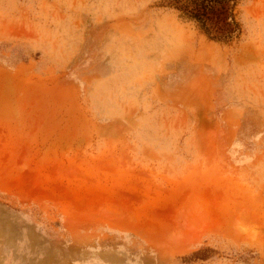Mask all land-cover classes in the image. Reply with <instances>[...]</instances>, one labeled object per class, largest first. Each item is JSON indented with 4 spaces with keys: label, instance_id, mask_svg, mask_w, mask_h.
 <instances>
[{
    "label": "rangeland",
    "instance_id": "374dc122",
    "mask_svg": "<svg viewBox=\"0 0 264 264\" xmlns=\"http://www.w3.org/2000/svg\"><path fill=\"white\" fill-rule=\"evenodd\" d=\"M172 2L0 0V264H264V0Z\"/></svg>",
    "mask_w": 264,
    "mask_h": 264
},
{
    "label": "trees",
    "instance_id": "16d2710c",
    "mask_svg": "<svg viewBox=\"0 0 264 264\" xmlns=\"http://www.w3.org/2000/svg\"><path fill=\"white\" fill-rule=\"evenodd\" d=\"M230 0H173L172 5L196 20L213 38L228 41L238 28Z\"/></svg>",
    "mask_w": 264,
    "mask_h": 264
}]
</instances>
